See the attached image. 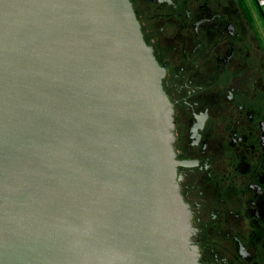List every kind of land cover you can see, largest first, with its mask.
<instances>
[{"label": "water", "instance_id": "1", "mask_svg": "<svg viewBox=\"0 0 264 264\" xmlns=\"http://www.w3.org/2000/svg\"><path fill=\"white\" fill-rule=\"evenodd\" d=\"M164 75L130 0H0V264H202Z\"/></svg>", "mask_w": 264, "mask_h": 264}, {"label": "flooded vegetation", "instance_id": "2", "mask_svg": "<svg viewBox=\"0 0 264 264\" xmlns=\"http://www.w3.org/2000/svg\"><path fill=\"white\" fill-rule=\"evenodd\" d=\"M130 1L165 68L199 261L264 264V61L252 14L243 0Z\"/></svg>", "mask_w": 264, "mask_h": 264}, {"label": "rangeland", "instance_id": "3", "mask_svg": "<svg viewBox=\"0 0 264 264\" xmlns=\"http://www.w3.org/2000/svg\"><path fill=\"white\" fill-rule=\"evenodd\" d=\"M222 2H224L229 7L236 4L237 0H222ZM243 2L245 7L248 9V12L250 11L253 17L256 30L255 39L258 38V57L260 64L262 65L264 61V18L256 0H243ZM240 19L243 20V24L245 25L246 16L243 15L240 17Z\"/></svg>", "mask_w": 264, "mask_h": 264}, {"label": "built area", "instance_id": "4", "mask_svg": "<svg viewBox=\"0 0 264 264\" xmlns=\"http://www.w3.org/2000/svg\"><path fill=\"white\" fill-rule=\"evenodd\" d=\"M257 1V4L259 6V8L262 10L263 12V17H264V0H256Z\"/></svg>", "mask_w": 264, "mask_h": 264}]
</instances>
